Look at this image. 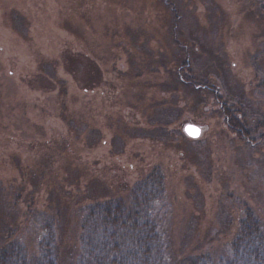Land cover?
<instances>
[{
    "label": "rangeland",
    "instance_id": "rangeland-1",
    "mask_svg": "<svg viewBox=\"0 0 264 264\" xmlns=\"http://www.w3.org/2000/svg\"><path fill=\"white\" fill-rule=\"evenodd\" d=\"M152 169L173 259L264 228V0H0V244L37 257L50 218L73 264Z\"/></svg>",
    "mask_w": 264,
    "mask_h": 264
},
{
    "label": "trees",
    "instance_id": "trees-1",
    "mask_svg": "<svg viewBox=\"0 0 264 264\" xmlns=\"http://www.w3.org/2000/svg\"><path fill=\"white\" fill-rule=\"evenodd\" d=\"M161 179L160 171L152 169L131 187L127 201L107 199L87 205L79 224L78 254L73 264H264V228L253 215L242 219L217 260L206 253L173 259L159 214L164 206L156 208L164 199ZM35 222L44 234L37 257L27 260L24 247L8 241L0 244V264H57L51 219L43 217Z\"/></svg>",
    "mask_w": 264,
    "mask_h": 264
},
{
    "label": "water",
    "instance_id": "water-1",
    "mask_svg": "<svg viewBox=\"0 0 264 264\" xmlns=\"http://www.w3.org/2000/svg\"><path fill=\"white\" fill-rule=\"evenodd\" d=\"M185 131H186V133L188 134V135H190V136H195V135H197V131H196V129L193 127V126H191V125H188V126H186L185 127Z\"/></svg>",
    "mask_w": 264,
    "mask_h": 264
}]
</instances>
